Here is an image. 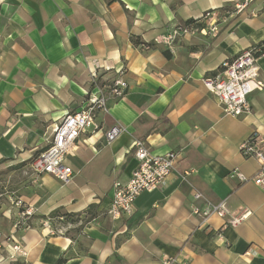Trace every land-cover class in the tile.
Here are the masks:
<instances>
[{
	"label": "crops",
	"instance_id": "1",
	"mask_svg": "<svg viewBox=\"0 0 264 264\" xmlns=\"http://www.w3.org/2000/svg\"><path fill=\"white\" fill-rule=\"evenodd\" d=\"M241 1L0 0V166L29 174L17 185L23 205L0 204V264H264V186L229 176L237 169L251 177L263 166L240 144L256 135L264 152V88L249 94L251 114L227 116L204 84L225 59L264 42V0L238 13ZM207 11L215 34L156 43ZM94 58L111 67L101 69V85L126 68L128 92L108 99L101 129L76 141L66 157L70 182L35 173L31 162L57 123L88 101ZM118 123L125 131L108 143L104 133ZM137 139L181 158L163 186L114 219V183L128 182L137 167ZM186 169L194 172L183 179ZM209 201L223 202L225 216L193 212ZM28 206L34 213L17 225ZM14 243L27 255L11 261Z\"/></svg>",
	"mask_w": 264,
	"mask_h": 264
},
{
	"label": "built area",
	"instance_id": "2",
	"mask_svg": "<svg viewBox=\"0 0 264 264\" xmlns=\"http://www.w3.org/2000/svg\"><path fill=\"white\" fill-rule=\"evenodd\" d=\"M253 1L242 0L237 4V12H242ZM207 18H210V21H205V25H200ZM213 18L214 12L207 11L201 17L193 19V22L178 24L169 32L158 35L155 41L157 44L172 47L175 42L189 34H215L218 31V21ZM263 56L264 42L257 43L242 50L236 56L225 59L215 74L204 78L205 86L217 97L224 115L243 116L253 112V106L248 96L250 93L264 88V81L260 78ZM101 69L110 70L111 67L103 65L97 58L92 59L90 74L94 88L89 93L88 101L80 110L67 113L57 123L52 140L31 162V168L36 173H50L63 183L70 182L75 171L72 166L66 163V157L72 151L76 141L82 133L101 129L97 122V116L100 111L108 110V99L122 98L128 92L129 82L126 78V68L117 70L111 82L105 85H101ZM124 131L123 125L119 123L112 125L104 133L107 142L111 143ZM259 146L260 142L256 135H251L240 144V150L246 157H257L263 163L257 174L249 177L234 169L230 172V177H237L241 182L253 180L264 186V152ZM134 154L138 159V165L129 181L114 183V193L108 209L109 215L114 219L120 218L123 214L130 215L138 195L143 192H152L163 186L176 169L181 158L180 150H170L161 154L154 153L142 139L136 140ZM193 172L194 169L184 170L183 179H187ZM194 196L196 199H200L202 193L196 192ZM16 204L23 205L21 200ZM193 212L201 215L204 220L213 213L220 216L226 214L223 202L213 203L210 201L202 207H193ZM33 213L32 206L21 209L17 225H25ZM243 216L233 218L232 223L240 222ZM45 224L52 229L48 221ZM246 254L250 255L253 252L247 251ZM26 255V249L19 243H14L8 258L11 261H16L19 257Z\"/></svg>",
	"mask_w": 264,
	"mask_h": 264
},
{
	"label": "rangeland",
	"instance_id": "3",
	"mask_svg": "<svg viewBox=\"0 0 264 264\" xmlns=\"http://www.w3.org/2000/svg\"><path fill=\"white\" fill-rule=\"evenodd\" d=\"M24 175L26 176L29 174L28 172L19 171L12 166H6V164L0 166V204L2 202L10 207L17 203L16 200L19 195V188L17 185L18 181H21ZM2 193L4 194L1 195Z\"/></svg>",
	"mask_w": 264,
	"mask_h": 264
},
{
	"label": "trees",
	"instance_id": "4",
	"mask_svg": "<svg viewBox=\"0 0 264 264\" xmlns=\"http://www.w3.org/2000/svg\"><path fill=\"white\" fill-rule=\"evenodd\" d=\"M188 23L193 22V19L187 21ZM64 259H60L56 264H62Z\"/></svg>",
	"mask_w": 264,
	"mask_h": 264
}]
</instances>
